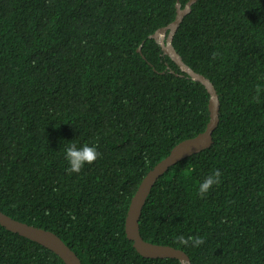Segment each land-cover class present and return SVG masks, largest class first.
Masks as SVG:
<instances>
[{
    "label": "trees",
    "instance_id": "1",
    "mask_svg": "<svg viewBox=\"0 0 264 264\" xmlns=\"http://www.w3.org/2000/svg\"><path fill=\"white\" fill-rule=\"evenodd\" d=\"M177 4L0 0V210L57 233L83 264H181L142 256L126 233L145 176L210 121L206 87L150 39ZM174 46L214 84L220 124L210 148L155 184L141 234L192 264H264V0H199ZM70 142L101 155L69 175ZM216 169L221 183L201 198ZM0 264L66 263L0 224Z\"/></svg>",
    "mask_w": 264,
    "mask_h": 264
},
{
    "label": "water",
    "instance_id": "2",
    "mask_svg": "<svg viewBox=\"0 0 264 264\" xmlns=\"http://www.w3.org/2000/svg\"><path fill=\"white\" fill-rule=\"evenodd\" d=\"M198 1L189 0L186 6L182 8L180 0H178L176 19L169 25L157 30L150 36V39H155L159 43L163 52L171 57L182 72L186 73L192 80L200 82L206 87L210 94V121L203 132L177 144L172 149L170 155L148 172L132 198L126 218L127 237L133 241L134 247L142 256L147 258H173L179 260L181 264H192L190 256L182 249L170 245L155 244L145 240L140 230V219L147 199L160 178L181 160L210 148L214 142L213 134L220 124V98L214 84L205 75L198 73L188 65L174 46V38L177 31L186 16L191 13L194 4ZM139 52L142 53L141 48ZM0 224L7 230L37 242L53 251L66 264H83L79 255L57 233L51 230L16 220L1 210Z\"/></svg>",
    "mask_w": 264,
    "mask_h": 264
},
{
    "label": "clouds",
    "instance_id": "3",
    "mask_svg": "<svg viewBox=\"0 0 264 264\" xmlns=\"http://www.w3.org/2000/svg\"><path fill=\"white\" fill-rule=\"evenodd\" d=\"M216 53H213V59H215ZM261 92L259 85L256 87V95L253 100H257ZM101 155L98 152V147L96 145L89 146L84 144L82 147H77L75 143H69L65 149V159L68 162V168L66 169L69 175L76 173L79 174L85 165L93 164ZM222 173L219 169H216L212 174L208 175L198 187V195L203 198L209 190L214 186L221 183ZM176 242L178 245L191 246L197 248L204 243V238L201 236H184L176 237Z\"/></svg>",
    "mask_w": 264,
    "mask_h": 264
}]
</instances>
